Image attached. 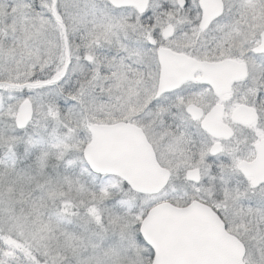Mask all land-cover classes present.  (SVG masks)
Segmentation results:
<instances>
[{"label": "snow or ice", "instance_id": "snow-or-ice-1", "mask_svg": "<svg viewBox=\"0 0 264 264\" xmlns=\"http://www.w3.org/2000/svg\"><path fill=\"white\" fill-rule=\"evenodd\" d=\"M0 264H264V0H0Z\"/></svg>", "mask_w": 264, "mask_h": 264}]
</instances>
